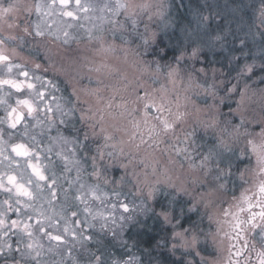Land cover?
<instances>
[{"label": "clouds", "instance_id": "1", "mask_svg": "<svg viewBox=\"0 0 264 264\" xmlns=\"http://www.w3.org/2000/svg\"><path fill=\"white\" fill-rule=\"evenodd\" d=\"M0 264H264V0H0Z\"/></svg>", "mask_w": 264, "mask_h": 264}]
</instances>
